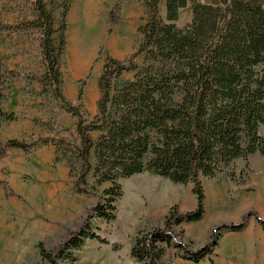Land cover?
<instances>
[{"label": "trees", "instance_id": "trees-1", "mask_svg": "<svg viewBox=\"0 0 264 264\" xmlns=\"http://www.w3.org/2000/svg\"><path fill=\"white\" fill-rule=\"evenodd\" d=\"M49 1L62 8L58 25L47 2L34 0L37 16L33 19L7 24L0 15V37L3 32L38 31L43 72L37 80L43 94L61 101L77 118L78 139L0 140V159L8 149L30 152L52 145L55 162L64 161L74 176L76 193L92 195L97 186L107 184L93 207L94 216L106 222L117 218L122 179L151 173L177 184L193 183V210L180 214L173 206L162 227L140 230L134 238L131 252L139 264H164L165 244L177 235L172 227L198 222L205 215L202 178H216L238 159L264 156V0H139L147 14L146 23L138 28L141 39L127 59L106 58L98 78L100 97L93 120L85 118L82 86L79 106L63 92L61 62L74 0ZM124 1L118 0L112 8L111 25L119 21ZM189 6L191 22L179 27L180 12ZM126 73H133V79L114 93ZM4 80L0 71L2 85ZM15 119V113L0 110V122ZM90 175L96 187L90 186ZM229 176L236 180V175ZM252 217L264 229V219L248 211L238 223L217 226L210 241L196 251L176 243L187 258L199 263L216 248L222 233L245 230ZM80 234L79 240H70L75 248L85 238L109 243L90 230ZM63 252L59 249L56 256H64ZM40 253L54 260L42 246Z\"/></svg>", "mask_w": 264, "mask_h": 264}, {"label": "rangeland", "instance_id": "rangeland-1", "mask_svg": "<svg viewBox=\"0 0 264 264\" xmlns=\"http://www.w3.org/2000/svg\"><path fill=\"white\" fill-rule=\"evenodd\" d=\"M45 1L54 10L58 25L62 8ZM117 1L74 0L67 17V45L61 62L63 92L73 105L79 106L78 92L83 87L87 120H93L98 113V78L106 58L127 59L141 39L138 28L147 20L141 1L125 0L119 21L111 25L109 15ZM161 12L165 15V4ZM0 15L7 24L33 19L37 16L34 0H0ZM191 19L189 6L181 10L177 25L184 27ZM0 40V71L5 79L4 85L0 82V93L4 94L0 110L16 114L15 120L0 122V140L78 139L77 118L65 110L61 101L43 94L37 80L43 72L38 31L3 32ZM85 44L88 46L82 54L88 65L77 74L78 51ZM138 62L142 63V59ZM133 76L124 74L114 86V93ZM55 158V148L42 145L30 152L8 149L0 159V187L4 193L0 203V264H139L131 252L139 231L162 227L173 206L180 214L196 206L193 183L182 185L140 173L120 180L123 196L117 202V218L106 222L94 216L93 207L107 184L96 187L90 175L89 184L96 187L94 194H78L67 164L56 163ZM229 173L236 175V180ZM202 183L205 215L198 222L172 227L177 235L165 244L164 264H264V229L254 217L245 230L222 233L216 248L199 263L187 258V252L176 243L196 251L210 241L217 226L238 223L248 211L264 219V156L238 159L216 178H202ZM82 230L97 233L109 243L85 238L75 248L70 240H79ZM41 246L52 254L53 261L41 256ZM59 249L64 250V256H56Z\"/></svg>", "mask_w": 264, "mask_h": 264}, {"label": "bare ground", "instance_id": "bare-ground-1", "mask_svg": "<svg viewBox=\"0 0 264 264\" xmlns=\"http://www.w3.org/2000/svg\"><path fill=\"white\" fill-rule=\"evenodd\" d=\"M86 46H88V44L83 45V48L81 47L78 51V52H80V57L78 58V60L76 62V66H75V73H77V74H81L83 72V70H85V68L88 65V62H86L85 56L82 54V50ZM84 54H85V52H84Z\"/></svg>", "mask_w": 264, "mask_h": 264}, {"label": "crops", "instance_id": "crops-1", "mask_svg": "<svg viewBox=\"0 0 264 264\" xmlns=\"http://www.w3.org/2000/svg\"><path fill=\"white\" fill-rule=\"evenodd\" d=\"M3 188H1L0 187V197H1V199H0V203H2V198H3ZM227 233V232H226Z\"/></svg>", "mask_w": 264, "mask_h": 264}]
</instances>
